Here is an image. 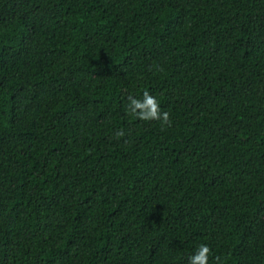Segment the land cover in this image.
I'll use <instances>...</instances> for the list:
<instances>
[{"label": "trees", "instance_id": "obj_1", "mask_svg": "<svg viewBox=\"0 0 264 264\" xmlns=\"http://www.w3.org/2000/svg\"><path fill=\"white\" fill-rule=\"evenodd\" d=\"M201 244L264 264V0H0V264Z\"/></svg>", "mask_w": 264, "mask_h": 264}, {"label": "clouds", "instance_id": "obj_2", "mask_svg": "<svg viewBox=\"0 0 264 264\" xmlns=\"http://www.w3.org/2000/svg\"><path fill=\"white\" fill-rule=\"evenodd\" d=\"M129 103L127 105L128 113L141 121H158L161 127H171L172 120L170 113L161 109L159 101L148 91H144L142 98L138 99L131 95L127 97ZM123 130L117 133V137L124 136ZM212 250L207 244H201L195 253L189 257L188 264H210V256ZM219 264L220 257L215 258Z\"/></svg>", "mask_w": 264, "mask_h": 264}]
</instances>
